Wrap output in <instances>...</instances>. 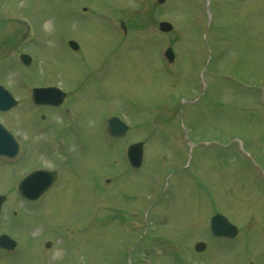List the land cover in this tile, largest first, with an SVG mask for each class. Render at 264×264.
<instances>
[{
  "label": "rangeland",
  "instance_id": "374dc122",
  "mask_svg": "<svg viewBox=\"0 0 264 264\" xmlns=\"http://www.w3.org/2000/svg\"><path fill=\"white\" fill-rule=\"evenodd\" d=\"M204 4L205 0L160 4L157 0H0L1 19L23 21H0V82L21 103L0 112V121L15 130L19 141H28L30 113L34 123L37 112L26 103L30 86L23 82L30 79L35 85L57 83L68 90L67 102L78 113L74 125L82 130L66 124L65 133L63 128L58 133L67 135L72 155L80 159L75 173L60 179L40 202L14 195L21 167L0 170V192L10 193L2 208L0 231L9 232L22 247L0 264H67L66 260L125 264L124 247L129 244L134 245L131 264H173L162 236L177 238L188 248L204 241V252H188L190 264H249V259L264 264V115L256 92L249 89L264 87V0H208L213 15L203 40ZM77 7L85 9L78 13ZM113 13L129 25L127 37L117 39L119 44L106 24ZM163 19L173 25L169 32L158 30ZM22 29L28 34L20 46L10 49L7 45L20 42ZM69 37L79 44L78 51L65 46ZM204 42L213 49L204 74L208 91L197 104L179 106L180 96L193 99L199 93L200 86L196 89L189 79L195 59L206 61ZM170 44L178 61L173 75L162 72L157 57L160 47ZM21 51L31 54L30 65L16 61ZM237 86L245 90H236ZM113 113L121 114L129 129L108 149L100 141L99 129L104 116ZM47 116L56 129L52 134L41 129L38 136L45 149L53 150L63 118L57 109ZM180 122L190 127L189 154ZM235 139L242 157L230 143ZM130 140L144 141L143 164L135 171L122 168L119 160L120 145ZM211 142L215 144H205ZM26 154L22 171L42 164L39 144ZM43 159L45 167L59 165L48 156ZM101 173V182L104 175L111 180L107 188L96 189L94 178ZM167 173L170 186L150 198V175L162 179ZM209 193L216 208L238 225L234 238L216 241L207 233L213 211L206 203ZM143 208H148L151 223L146 231L135 233L131 229L138 226L139 214L132 217V210L139 213ZM136 237H141L137 244ZM46 239L51 240L48 249L43 245Z\"/></svg>",
  "mask_w": 264,
  "mask_h": 264
},
{
  "label": "water",
  "instance_id": "95a60500",
  "mask_svg": "<svg viewBox=\"0 0 264 264\" xmlns=\"http://www.w3.org/2000/svg\"><path fill=\"white\" fill-rule=\"evenodd\" d=\"M160 2H162L163 0H159ZM160 27L163 29H169L170 25L166 22H161L160 23ZM38 93L37 95L42 96V99L51 101V102H60L63 93L60 92L58 89L53 88L52 90L49 88H45V89H38L36 90ZM55 100V101H54ZM15 100L11 97V95L4 89L1 88L0 86V108L1 109H6L7 107H9L10 105L14 104ZM114 120V119H113ZM138 147L140 148V144H138ZM139 156H140V150L139 153L137 154V160H139ZM38 172H44V171H38ZM35 174V173H33ZM31 174V175H33ZM40 174V173H39ZM35 184V178L34 176H29L28 178L24 179L22 182H20L19 184V188H22V185L25 181V188H29L31 185V181ZM50 183V180H46L45 182H41L40 186H39V190L37 191L38 193L41 192L44 188L47 187V185ZM21 191L23 192V190L21 189ZM34 196V195H33ZM31 196V197H33ZM1 200L3 199L2 196H0ZM217 221H219V227L221 228V231H219L218 233H226L227 230H229V226L226 225L225 222H223V220L221 218H217ZM218 228V225H217ZM225 230V231H223ZM198 249L203 247V243H200L196 246Z\"/></svg>",
  "mask_w": 264,
  "mask_h": 264
}]
</instances>
